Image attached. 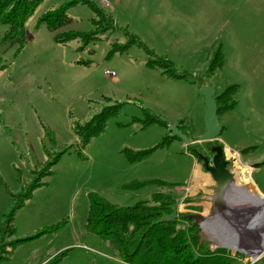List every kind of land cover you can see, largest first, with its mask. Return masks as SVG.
<instances>
[{
    "label": "rangeland",
    "instance_id": "obj_1",
    "mask_svg": "<svg viewBox=\"0 0 264 264\" xmlns=\"http://www.w3.org/2000/svg\"><path fill=\"white\" fill-rule=\"evenodd\" d=\"M72 1L40 4L26 23L19 53L16 40L0 43L5 66L0 71V264H124L110 242L86 229L92 193L120 207L152 203L155 193L169 195L179 227L186 226L183 218L190 224H196L191 216L208 218L213 185L205 193L204 180L193 182L198 164L216 184L200 158L208 159V146L223 148L232 163L228 170L234 175L240 169L245 185L250 178L244 172L254 168L264 195V0H92L102 16L80 3L68 10L71 21L58 30L38 25L44 13ZM6 29L0 26L1 38ZM68 32L84 39L56 42ZM219 50L223 66L208 74ZM159 60L171 62L185 79L169 78L150 65ZM204 85L216 91L218 110L224 109L218 114L223 131L213 142L201 141ZM116 104H122L119 114L82 157L65 154L49 169L59 153L80 148L75 124L85 125ZM152 117L168 128L145 126ZM170 126L190 143L175 139L139 162L128 161L126 149L155 148ZM234 177L236 182L238 174ZM34 181L41 186L20 208ZM146 182L151 183L142 186ZM249 189L261 197L256 187ZM257 202L262 211L255 205L251 228L236 224L232 213L222 215L225 222L213 214L208 221H215L198 226L212 243L230 244L225 248L238 245L243 233L253 234L257 251V244H264V204ZM57 225L54 233L15 244ZM232 253H238L229 254L233 264H264V255L245 263L246 252Z\"/></svg>",
    "mask_w": 264,
    "mask_h": 264
},
{
    "label": "trees",
    "instance_id": "obj_2",
    "mask_svg": "<svg viewBox=\"0 0 264 264\" xmlns=\"http://www.w3.org/2000/svg\"><path fill=\"white\" fill-rule=\"evenodd\" d=\"M44 1L45 0H0V26L3 25L7 28L3 37H0V43L16 40L20 45L17 49V53H19L26 42V23ZM80 3L87 5L94 14L103 15L102 11L92 0H73L57 9L44 13L39 18L38 25H45L51 31L58 30L70 23L71 18L68 15V10L72 6ZM78 38L84 39L80 33L68 32L58 35L55 40L57 43L64 44ZM127 47L122 49L123 52L128 49ZM112 51L118 52L115 49ZM221 57V50L214 54L208 68V74H213L214 71L222 68L223 60ZM158 62L160 63L159 65ZM150 65H157L161 69H164V75L169 78L185 79L184 76L182 77L173 70L171 62L167 60L151 61ZM4 69L5 66L0 59V71ZM216 100L219 106V98L216 97ZM234 105L235 104L232 106ZM121 108L122 104L106 107L100 114L95 115L87 124H75L73 129L75 135L80 139V148L75 149L71 146L59 153V155L51 161L49 169L51 170L52 167L58 163L61 156L65 154L75 152L82 157L83 151H86L91 140L99 136L105 130L108 121L112 117L118 115ZM223 110L219 109L218 114ZM226 110L228 109L226 108ZM149 115L150 114H148V116ZM152 124H161L168 128L167 124L157 117L146 118L144 125L149 126ZM170 134L171 131L169 130L164 141L153 149L138 152L126 149L124 154L129 162H139L153 153L156 149L167 146L175 139L180 140L179 138H172ZM208 148L210 150L211 146H208ZM51 173L52 171L46 176ZM149 183L151 182L142 183V186L149 185ZM160 183L161 185H166L164 182ZM39 186H41V182L39 181H36L30 186L18 205L20 208ZM132 187L133 185L130 184L125 186V189H130ZM89 199L90 208L86 224L87 231L110 242L124 264L234 263L235 258L227 254L226 251L216 250L212 252L208 244L200 243L199 234L201 229L195 223L190 224L189 221H191V219L183 218L186 222V226L180 227L179 217L178 220L174 222L158 223L164 215L171 216L177 213L175 200L169 195L155 193L151 200L152 203L140 202L133 207H120L112 204L96 193L90 194ZM58 229L59 225L49 230L42 231L34 237L19 240L15 244L37 239L48 232L54 233Z\"/></svg>",
    "mask_w": 264,
    "mask_h": 264
},
{
    "label": "crops",
    "instance_id": "obj_3",
    "mask_svg": "<svg viewBox=\"0 0 264 264\" xmlns=\"http://www.w3.org/2000/svg\"><path fill=\"white\" fill-rule=\"evenodd\" d=\"M249 170H246L244 172V175L246 176L247 180H249L250 178V184L249 185H245L242 182V171L240 169H236L237 171H239L238 173V179L236 180V182L231 186V188H229L227 190V192L225 193V195H227V197L225 196V199H222L217 201L216 205H214V197L216 196V191H215V186L216 184H212L210 183L209 179L206 178L203 175L201 166H199L198 164L195 165V176H194V181L195 183H198V180H204L205 183H203L205 186V188L203 187V189H201L200 191H203L206 193V191L208 190V187L210 185H213V190L214 192H208V194L210 195V197L207 198V200H209V206L207 208V211L209 213V215L207 216L208 218H206V223L205 225H207V223H209L210 221H215L216 219H211L212 215L216 214L217 217V222H225V217H223L222 215L224 213H232V216L235 217V223L239 224L242 228H251L255 225V216H253V214H255V205L257 206V208L262 211V205L260 206L259 203L257 202L255 204V200L256 201H263L264 204V195L259 191L258 187L255 184V179L253 178V173H255V169L252 167H247ZM234 174V175H236ZM216 183V182H215ZM209 185V186H208ZM249 187H251L254 191H255V187L258 190L259 194L261 195V197H256L255 192H251ZM247 191V192H246ZM240 204V205H239ZM242 205V206H241ZM214 208V209H213ZM216 208V209H215ZM264 209V208H263ZM211 214V215H210ZM215 222V223H217ZM231 223H233L231 221ZM232 225V224H231ZM231 235V234H230ZM200 237V243H205L209 245V248L212 252L216 251V250H224L227 252L228 250V254H231L233 256H238L236 253H232V251L234 252H238V251H244L246 252V254L249 256L248 258H245V263L248 261L254 262L259 260L264 253L261 252V249L264 247V244L261 247V243L257 244V251H255V236L252 235H248L246 233H243L241 235V241L238 242V245H231V248H225L222 246L225 245H230V244H218V243H212V239L207 237L205 232H200L199 234ZM222 239V238H221ZM207 242V243H206ZM253 242V243H252ZM234 248V250L232 249ZM259 255V256H258ZM251 258V260L249 259Z\"/></svg>",
    "mask_w": 264,
    "mask_h": 264
},
{
    "label": "water",
    "instance_id": "obj_4",
    "mask_svg": "<svg viewBox=\"0 0 264 264\" xmlns=\"http://www.w3.org/2000/svg\"><path fill=\"white\" fill-rule=\"evenodd\" d=\"M202 96L205 98V132L201 136V141L213 142L221 136L223 131L218 118L216 91L209 85H204L202 87ZM169 130L171 131V137L179 138L187 144L190 143V139L184 135L177 126H170ZM212 151L215 153L213 165L209 164L207 158L203 156H200V158L204 162L206 170L211 174L216 182V197L214 198V202L217 203V201L221 200V198L225 199V193L235 183V177L227 168L229 160H227L223 148L221 146H215L212 148ZM177 216L178 213H174L171 216L164 215L158 223L162 224L174 222ZM191 217L195 220L197 225L204 226L206 223V219L199 215Z\"/></svg>",
    "mask_w": 264,
    "mask_h": 264
},
{
    "label": "flooded vegetation",
    "instance_id": "obj_5",
    "mask_svg": "<svg viewBox=\"0 0 264 264\" xmlns=\"http://www.w3.org/2000/svg\"><path fill=\"white\" fill-rule=\"evenodd\" d=\"M207 154H208V161H209V164L210 165H213L214 164V152L212 151V147L210 148V151L208 150V152H207ZM232 167V163H230V161H229V164H228V169H230ZM216 197V196H215ZM214 197V198H215ZM214 205L215 206H217L216 205V203L214 202ZM214 209V208H213ZM216 209V208H215ZM214 214H215V212H214ZM211 215V214H210Z\"/></svg>",
    "mask_w": 264,
    "mask_h": 264
},
{
    "label": "bare ground",
    "instance_id": "obj_6",
    "mask_svg": "<svg viewBox=\"0 0 264 264\" xmlns=\"http://www.w3.org/2000/svg\"><path fill=\"white\" fill-rule=\"evenodd\" d=\"M247 192V191H246ZM227 196V195H226ZM240 205V204H239ZM242 206V205H241ZM207 225H205L204 227H206ZM253 243V242H252ZM262 247V246H261ZM261 252L264 253V247L261 249ZM259 256V255H258Z\"/></svg>",
    "mask_w": 264,
    "mask_h": 264
}]
</instances>
